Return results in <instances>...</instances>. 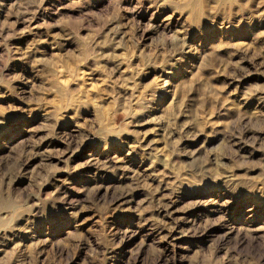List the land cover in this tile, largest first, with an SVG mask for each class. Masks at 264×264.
<instances>
[{
  "label": "rangeland",
  "instance_id": "rangeland-1",
  "mask_svg": "<svg viewBox=\"0 0 264 264\" xmlns=\"http://www.w3.org/2000/svg\"><path fill=\"white\" fill-rule=\"evenodd\" d=\"M0 264H264V0H0Z\"/></svg>",
  "mask_w": 264,
  "mask_h": 264
}]
</instances>
